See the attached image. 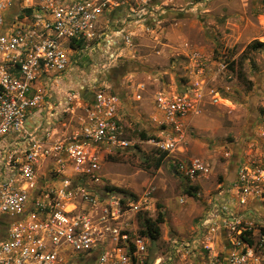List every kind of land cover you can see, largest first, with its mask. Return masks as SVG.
<instances>
[{
  "label": "built area",
  "instance_id": "obj_1",
  "mask_svg": "<svg viewBox=\"0 0 264 264\" xmlns=\"http://www.w3.org/2000/svg\"><path fill=\"white\" fill-rule=\"evenodd\" d=\"M22 1L13 13L12 0H0V218L9 219L0 264H264V150L238 166L229 198L213 197L191 235L157 247L140 226L155 210L150 191L104 181L105 152L134 145L123 100L108 87H71L69 74L117 32L120 10L140 19L149 0ZM204 58L192 54L196 78L183 93L155 97L161 132L146 140L175 157L187 152L190 115L201 112ZM174 171L190 184L212 174L199 156L179 158Z\"/></svg>",
  "mask_w": 264,
  "mask_h": 264
},
{
  "label": "rangeland",
  "instance_id": "obj_2",
  "mask_svg": "<svg viewBox=\"0 0 264 264\" xmlns=\"http://www.w3.org/2000/svg\"><path fill=\"white\" fill-rule=\"evenodd\" d=\"M22 4H14L12 12ZM147 8L140 19H130L128 11L120 10L112 29L117 32L101 47L82 54L79 67L69 74V85L89 89V94L108 87L121 95L122 123L134 145L105 152L102 173L110 187L150 191L155 210L141 219H156L161 213L160 239H152L150 245L157 247L171 235H191L213 197L229 198L227 190L238 166L261 157L264 0H149ZM127 31L133 33L130 42L125 40ZM195 51L207 59L201 112L190 115L187 152L175 157L146 139L161 132L156 95L183 93L195 81ZM209 60L213 62L208 66ZM221 64L225 68L219 70ZM65 120L76 122L72 115ZM192 156L208 161L212 174L190 184L175 173L174 162ZM189 187H196L193 194L187 192Z\"/></svg>",
  "mask_w": 264,
  "mask_h": 264
},
{
  "label": "trees",
  "instance_id": "obj_3",
  "mask_svg": "<svg viewBox=\"0 0 264 264\" xmlns=\"http://www.w3.org/2000/svg\"><path fill=\"white\" fill-rule=\"evenodd\" d=\"M259 44H262V43H259ZM164 154H167V152H164ZM164 154H163V156H164ZM163 156H161L159 158V162L157 163L158 166L160 165V162H161ZM108 188L113 189V187H110V186H108ZM114 188H116V187H114ZM116 189L123 190V191H129V190L120 189V188H116ZM195 189H196V187H189L187 189V192L190 194H193ZM162 219H163V217H162L161 213L159 214L158 218H156V219H153L151 217L142 218L140 223L144 226V229H141V233L150 236L152 239H157L160 235L161 228H160L159 224L162 222Z\"/></svg>",
  "mask_w": 264,
  "mask_h": 264
},
{
  "label": "crops",
  "instance_id": "obj_4",
  "mask_svg": "<svg viewBox=\"0 0 264 264\" xmlns=\"http://www.w3.org/2000/svg\"><path fill=\"white\" fill-rule=\"evenodd\" d=\"M21 2L20 0H12V4L14 6V4ZM256 204V203H255ZM256 209L261 211L262 208L260 205L256 204ZM9 224V219L5 216L0 218V238H2L3 236H5L6 232H7V227Z\"/></svg>",
  "mask_w": 264,
  "mask_h": 264
},
{
  "label": "water",
  "instance_id": "obj_5",
  "mask_svg": "<svg viewBox=\"0 0 264 264\" xmlns=\"http://www.w3.org/2000/svg\"><path fill=\"white\" fill-rule=\"evenodd\" d=\"M175 173H177V174H178V172H177V171H175Z\"/></svg>",
  "mask_w": 264,
  "mask_h": 264
}]
</instances>
